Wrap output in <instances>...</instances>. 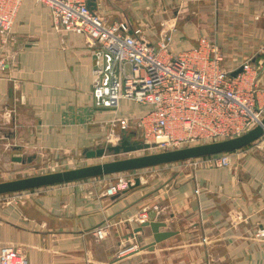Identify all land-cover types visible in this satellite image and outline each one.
<instances>
[{
  "label": "crops",
  "instance_id": "obj_1",
  "mask_svg": "<svg viewBox=\"0 0 264 264\" xmlns=\"http://www.w3.org/2000/svg\"><path fill=\"white\" fill-rule=\"evenodd\" d=\"M93 2L109 22L125 23L129 34L140 29L152 42L175 23L172 53L210 39L226 70L250 62L264 107V0ZM11 31L9 44L0 39V162L62 153L99 159L86 152L116 144L121 130L109 109L95 105L86 37L56 28L35 0L22 1ZM129 103L121 102L119 117L129 116L123 106L135 111L130 116L149 110ZM257 144L234 151L226 168L184 161L139 170L140 186L113 197L105 192L116 174L30 190L21 204H0V248H20L34 264H264V150ZM146 213L167 225L160 231L176 233L153 249L145 248L154 241L150 227L133 236L141 225L135 218Z\"/></svg>",
  "mask_w": 264,
  "mask_h": 264
},
{
  "label": "built area",
  "instance_id": "obj_2",
  "mask_svg": "<svg viewBox=\"0 0 264 264\" xmlns=\"http://www.w3.org/2000/svg\"><path fill=\"white\" fill-rule=\"evenodd\" d=\"M22 1L0 0L3 45L13 41L11 30ZM35 2L49 9L56 28L86 37L94 58L96 107L113 113V127L119 125L123 132L134 127L141 142L149 146L147 150L165 152L232 139L261 123L264 107L257 102V70L245 62L240 67L242 71L233 76L235 70L224 68L223 52L214 40L203 39L196 47L175 54L170 51L175 23L165 25L160 38L152 42L140 29L129 34L125 23L109 22L89 6L88 0ZM5 65L0 57V70H5ZM122 101L149 110L141 115L119 117ZM255 143L264 150V134ZM232 153L188 162L194 169L226 168L232 164ZM126 174H116V181L106 189L108 197L134 184L135 179H127ZM28 191L9 194L11 201L3 204H21ZM135 220L143 223L148 221V215H139ZM105 228L94 230L97 240L104 238ZM132 248H124L120 253ZM0 264L34 263L20 248L4 246L0 248Z\"/></svg>",
  "mask_w": 264,
  "mask_h": 264
},
{
  "label": "water",
  "instance_id": "obj_3",
  "mask_svg": "<svg viewBox=\"0 0 264 264\" xmlns=\"http://www.w3.org/2000/svg\"><path fill=\"white\" fill-rule=\"evenodd\" d=\"M91 8H95L93 0L88 2ZM242 71V68L233 72V76ZM264 134V117L260 124L256 125L247 133L232 139L215 141L212 143L186 147L182 149L165 151L159 153L145 154L124 159L112 160L103 163L91 164L87 166L60 170L46 174L34 175L24 178H18L10 181L0 182V196L9 195L15 192H22L40 188H47L72 182L88 180L92 178L105 177L119 173L132 172L161 165L175 164L184 161H192L196 158L213 156L218 154L230 153L240 149L247 148L258 141ZM149 146L140 142H131L123 140L118 145L101 147L93 151H87L88 158H101L108 154L120 155L131 154L138 151L147 150ZM15 161L25 162L21 157L15 158ZM31 161V158H28ZM140 178H136L134 184L129 186L135 188L140 186ZM167 225L160 221H145L133 231V236L142 234L145 227H150L153 233L154 241L145 248L153 249L156 244L161 243L176 233L172 231H160ZM136 234V235H135Z\"/></svg>",
  "mask_w": 264,
  "mask_h": 264
},
{
  "label": "rangeland",
  "instance_id": "obj_4",
  "mask_svg": "<svg viewBox=\"0 0 264 264\" xmlns=\"http://www.w3.org/2000/svg\"><path fill=\"white\" fill-rule=\"evenodd\" d=\"M128 105L130 106L131 102ZM122 108L126 115L130 116L131 113H135V111L130 110L131 108L129 107L126 108V106H123ZM117 135H119V138H117L116 140L114 139L115 141H113L116 144L109 142L104 147L118 145L123 140H129L132 143L141 141L137 133V130L134 127H130L127 131H124V132L117 131ZM157 152L159 151L144 150V151H138V152L131 153V154H120V155L108 154L107 156L101 157L96 160L86 159L82 155L77 156V155H69V154H64V153L58 156L39 155L38 157L32 159L31 162H28V159L26 157L23 158L25 159V162H26L24 164L23 163L22 164L21 163L19 164L10 163V158L7 157L5 161H3L2 163L0 162V182L10 181V180L34 176V175L46 174V173L56 172L60 170H67V169L87 166L91 164H97V163H100V161L106 162V161L124 159L128 157H135V156L157 153ZM69 161H72V162L69 163ZM151 171L152 170H150L149 173H151ZM138 173L139 172L137 171L127 172L125 177L127 179L140 178L139 177L140 174ZM116 177L117 175L115 176V181H116ZM9 200L11 201V195L4 197V198H0V204L6 203Z\"/></svg>",
  "mask_w": 264,
  "mask_h": 264
}]
</instances>
